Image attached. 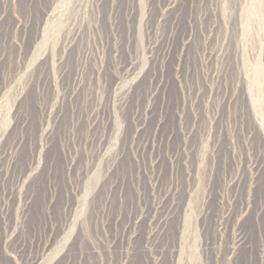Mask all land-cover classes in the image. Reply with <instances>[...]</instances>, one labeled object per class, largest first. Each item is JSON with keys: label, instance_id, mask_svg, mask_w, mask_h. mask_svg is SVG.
I'll list each match as a JSON object with an SVG mask.
<instances>
[{"label": "rangeland", "instance_id": "1", "mask_svg": "<svg viewBox=\"0 0 264 264\" xmlns=\"http://www.w3.org/2000/svg\"><path fill=\"white\" fill-rule=\"evenodd\" d=\"M36 255L264 264V0H0V264Z\"/></svg>", "mask_w": 264, "mask_h": 264}, {"label": "bare ground", "instance_id": "2", "mask_svg": "<svg viewBox=\"0 0 264 264\" xmlns=\"http://www.w3.org/2000/svg\"><path fill=\"white\" fill-rule=\"evenodd\" d=\"M40 255H36L35 258L31 259L28 264H36ZM42 259V258H41Z\"/></svg>", "mask_w": 264, "mask_h": 264}]
</instances>
